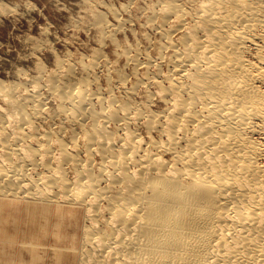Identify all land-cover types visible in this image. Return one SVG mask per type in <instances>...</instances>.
Masks as SVG:
<instances>
[{"label": "bare ground", "instance_id": "bare-ground-1", "mask_svg": "<svg viewBox=\"0 0 264 264\" xmlns=\"http://www.w3.org/2000/svg\"><path fill=\"white\" fill-rule=\"evenodd\" d=\"M157 1L128 72L97 48L0 81V236L16 214L96 264H264V0Z\"/></svg>", "mask_w": 264, "mask_h": 264}, {"label": "rangeland", "instance_id": "rangeland-1", "mask_svg": "<svg viewBox=\"0 0 264 264\" xmlns=\"http://www.w3.org/2000/svg\"><path fill=\"white\" fill-rule=\"evenodd\" d=\"M157 3V0H0V81L10 84L28 80L38 72L37 66L40 64L44 65V70L50 71L55 67L57 57H68L74 62L81 58L87 63L97 48L102 49L109 63L128 72L129 66L124 65L123 56L120 55L124 47L134 49L139 46L143 51L141 58L145 53L155 54L154 46L160 36L153 26L150 27L147 18L153 9H158ZM108 8L125 22L112 33L114 41L107 37L100 40L98 29L92 25L94 14L91 13L101 12L110 25L114 24L112 27L116 26V20ZM20 69L23 71L20 72ZM95 70L102 73L100 67ZM130 80L127 86L132 84ZM103 82L101 85H104ZM50 101L47 102L48 107ZM19 200L16 198L12 201V208L19 206L22 211L25 203ZM80 219L81 225L84 224V218L80 216ZM28 222L24 215L12 214L7 217L6 226L10 228L19 223V229L12 231L8 239L0 236V264L97 263H94L95 258H90L94 256L92 254L86 261L89 253L87 255L80 250L72 253L51 246L56 238L54 236L45 238L36 232L32 238L28 235L25 237L23 230L27 231L25 224ZM84 260L87 263L82 262Z\"/></svg>", "mask_w": 264, "mask_h": 264}]
</instances>
